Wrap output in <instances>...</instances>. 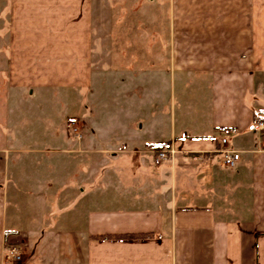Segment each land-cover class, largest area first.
Instances as JSON below:
<instances>
[{
    "label": "crops",
    "instance_id": "obj_1",
    "mask_svg": "<svg viewBox=\"0 0 264 264\" xmlns=\"http://www.w3.org/2000/svg\"><path fill=\"white\" fill-rule=\"evenodd\" d=\"M0 78V264H264V0H0Z\"/></svg>",
    "mask_w": 264,
    "mask_h": 264
},
{
    "label": "rangeland",
    "instance_id": "obj_2",
    "mask_svg": "<svg viewBox=\"0 0 264 264\" xmlns=\"http://www.w3.org/2000/svg\"><path fill=\"white\" fill-rule=\"evenodd\" d=\"M102 51H103V48H102ZM4 82H5V78H0V101H2L3 104L7 103V101L9 100L8 99V93L5 91L6 87H4ZM98 94L101 96L100 98L104 100V98H105V91L102 89L100 91V93H98ZM162 94L165 97L164 101H161L162 117H163V122L165 123L166 122L165 121L166 115L169 116V114H170L169 113L170 112V109H169V104L170 103H169V97H168V90L162 91ZM73 96H75V95L74 94H65L64 99H63V102H64L63 103L64 104L63 105L64 110H62L63 108L60 109V107H59V110H58L59 112L60 111H64L65 119H66L65 122H66V125H68V131H70V132H74V124H75L74 117H72V115L74 113V110H75V106H76V105H74V102H73V100H74L72 98ZM20 100H21V97L19 95L16 96L15 101L19 102ZM150 106H151V104H149V102L148 103H145L144 108L141 109V110L146 114L148 111L152 110L151 108H148ZM103 107H105V106L104 105L98 106L96 117H100L101 118V117H104L105 116V114L107 113V111ZM163 109H164L165 112L163 111ZM0 112H1V115H0L1 117H3V118L6 117V111L3 110V108L0 109ZM176 112H177V110H176ZM33 115H34L35 118L37 117V116H35L34 113H33ZM22 260H23V258L21 259V261ZM21 261H18L17 263H19ZM3 264H8V263H6V260L5 261L3 260Z\"/></svg>",
    "mask_w": 264,
    "mask_h": 264
},
{
    "label": "built area",
    "instance_id": "obj_3",
    "mask_svg": "<svg viewBox=\"0 0 264 264\" xmlns=\"http://www.w3.org/2000/svg\"><path fill=\"white\" fill-rule=\"evenodd\" d=\"M255 128L259 131L264 132V119L260 120L256 123ZM78 130L74 128V132H77ZM221 148L219 149V152L222 154L221 157V164L225 167L232 168L235 163L239 160V153L237 151H233L227 148V139L222 138L221 139ZM156 153V160H167L169 158L174 157V151H158ZM2 258L6 263L8 264H15L18 261H21L23 258V252L19 246H12V247H5L2 250Z\"/></svg>",
    "mask_w": 264,
    "mask_h": 264
},
{
    "label": "trees",
    "instance_id": "obj_4",
    "mask_svg": "<svg viewBox=\"0 0 264 264\" xmlns=\"http://www.w3.org/2000/svg\"><path fill=\"white\" fill-rule=\"evenodd\" d=\"M260 118L259 117H255V122L257 121V120H259Z\"/></svg>",
    "mask_w": 264,
    "mask_h": 264
}]
</instances>
